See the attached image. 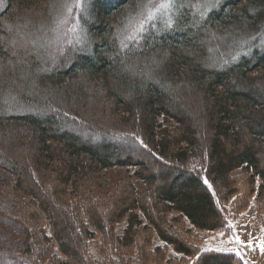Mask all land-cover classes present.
<instances>
[{
	"label": "trees",
	"instance_id": "trees-1",
	"mask_svg": "<svg viewBox=\"0 0 264 264\" xmlns=\"http://www.w3.org/2000/svg\"><path fill=\"white\" fill-rule=\"evenodd\" d=\"M147 1L91 0L81 17L89 52L53 68L16 42L40 31L49 4L19 19L16 9L36 0H6L0 11V38L9 37L0 41V168L9 175L0 190L14 251L31 264H100L89 249L95 236L109 264H162L168 246L196 264H244L200 252L190 227L221 229L226 204L237 214L253 199L264 225V0H223L204 18L182 7L172 26L122 46ZM60 5L51 3L50 18ZM24 145L31 159L20 164L8 151ZM113 166L135 167L136 180L103 186ZM8 234L0 230V252H13L1 245L12 243ZM154 235L164 244L152 247Z\"/></svg>",
	"mask_w": 264,
	"mask_h": 264
},
{
	"label": "rangeland",
	"instance_id": "rangeland-1",
	"mask_svg": "<svg viewBox=\"0 0 264 264\" xmlns=\"http://www.w3.org/2000/svg\"><path fill=\"white\" fill-rule=\"evenodd\" d=\"M222 1L223 0H196L189 4L187 1L175 0L174 7L164 12H156L153 18H148L149 11L154 9L160 2V0H151V2L148 0L144 3L138 13L128 19L125 28L120 34V43L122 46H126L129 43L137 44L145 31H158L157 27L162 30L172 26L176 14L178 13V9L182 7L190 8L192 16H201L204 18L212 8L219 6ZM51 3H54L55 6L61 4L58 13L52 18L50 17L56 9L55 6L53 11L50 9L49 12L52 13L49 16L48 9L51 7ZM90 3L91 0H80V6H76V0H36L34 3H23L18 9H16L18 19L29 15L33 10H38L42 7L46 8L48 4L49 7L44 13L40 15L38 14L39 17L42 18L41 22H46L45 24L42 23L44 26L40 25L42 27L40 31L33 35V38H31L30 41L29 38L23 41V36H20L19 41L16 42L23 43L27 41L26 44H28L30 48L32 47V52L36 53L38 56L37 58L39 61H37V63L49 68L58 65L60 66V64L61 66H65L69 63L71 58L75 57L76 53H87L90 50L89 37L86 34L85 27L81 20V17L87 12ZM5 6L6 0H0V11L4 10ZM69 9H71V11H69ZM7 20L8 17L3 18L2 23H5L4 30L9 31L10 33L13 30V25H8V22H11V20ZM14 21L11 23L14 24ZM20 34L21 33L17 32V35ZM5 38H0V41L4 40L7 42L9 37ZM200 97L195 101V113H201L200 111L203 102ZM96 108L98 109L93 113V120L98 123L103 122L104 119L107 118V112H104V106L100 100ZM204 121V119H199L201 127L204 125ZM67 122L70 127H76V122L74 120L69 119ZM80 128L82 127L80 126ZM91 130L93 129L91 128ZM97 134L98 133H94L93 135L95 136ZM207 134L209 135V132L205 128V137ZM8 154L20 164L23 162L27 163L28 160L30 161L31 159L29 148H26L25 145L22 147H16L14 152L8 151ZM134 169L135 167L133 166H113L109 170H104L102 172L103 176L101 180L103 186L109 185L110 181H117L125 177H128L129 180L134 182L136 180L133 175ZM159 170L160 168L158 171ZM239 173L240 169H236L231 172V176ZM6 175V172L0 168V179L6 177ZM9 206V198L7 199L6 195L0 190V211L3 213L0 214V230L1 233L4 234L9 232V234H11L10 240H13L11 241L12 243L8 245L9 247L7 246L6 241L2 242L1 245L4 249H10L13 250V252H0V264H31L25 257L14 251L16 248L13 242H16V239H13V237L17 228L12 218L8 215ZM225 206L227 218L223 224V228L215 231H205L197 230L189 226L191 240L196 243L200 252L209 250L220 252L229 251L236 257L240 258L245 264H264V253H262L257 246L260 241L264 240V225L259 224L257 221L254 199L246 209L237 214L232 213L231 205L229 203ZM125 224V220L118 222L114 228V233L116 235H121ZM237 237L243 243H238ZM3 238L4 237H2V240ZM250 243L252 246H249ZM158 244H161V242L158 237L154 235L152 239V247ZM89 249L92 256L100 264H109V256H111V253L107 252L102 247L101 241L97 236L93 237V240L89 244ZM173 252V250L167 248L165 259L168 260V262L163 261L162 264H195L196 257L184 256L180 253L175 252L177 253L175 254ZM131 256L133 263H136V252H133ZM44 264L47 263L44 262Z\"/></svg>",
	"mask_w": 264,
	"mask_h": 264
},
{
	"label": "snow or ice",
	"instance_id": "snow-or-ice-1",
	"mask_svg": "<svg viewBox=\"0 0 264 264\" xmlns=\"http://www.w3.org/2000/svg\"><path fill=\"white\" fill-rule=\"evenodd\" d=\"M174 5H175V0H160V2L156 5L154 9L149 11L148 18H153L156 12L167 11L171 9L172 7H174ZM76 6H80V0H76ZM69 11H71V9H69ZM205 183H207L206 180H205ZM237 242L243 243L242 241L239 240L238 237H237ZM249 246H252L251 243L249 244ZM257 246L260 248V251L264 253V240L260 241Z\"/></svg>",
	"mask_w": 264,
	"mask_h": 264
},
{
	"label": "crops",
	"instance_id": "crops-1",
	"mask_svg": "<svg viewBox=\"0 0 264 264\" xmlns=\"http://www.w3.org/2000/svg\"><path fill=\"white\" fill-rule=\"evenodd\" d=\"M198 230V229H197ZM159 239V238H158ZM160 240V239H159ZM160 242H161V244H158V245H163L164 243L160 240ZM170 247L168 246V249H169ZM171 249V248H170ZM173 253H175V252H173ZM175 254H177V253H175ZM176 256V255H175ZM167 258H168V256H167ZM195 264H196V259H195Z\"/></svg>",
	"mask_w": 264,
	"mask_h": 264
}]
</instances>
